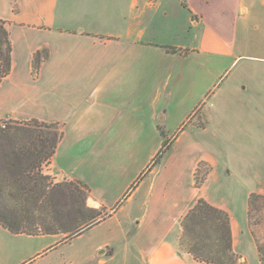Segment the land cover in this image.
<instances>
[{
	"label": "crops",
	"instance_id": "0c3cea01",
	"mask_svg": "<svg viewBox=\"0 0 264 264\" xmlns=\"http://www.w3.org/2000/svg\"><path fill=\"white\" fill-rule=\"evenodd\" d=\"M0 20L12 44L0 121L60 124L63 138L42 174L54 184L82 183L87 207L108 212L74 237L13 233L0 223V264H206L180 243L182 221L200 199L229 214L240 262L262 264L250 195L237 202L222 157L207 151L203 137L216 113L235 107H209L197 128L201 140L181 125L156 166L165 141L136 170H116L114 157L151 143L168 115L171 79L192 63L208 71L216 62L257 58L239 31L264 30V0H0ZM200 163L210 172L197 188Z\"/></svg>",
	"mask_w": 264,
	"mask_h": 264
},
{
	"label": "trees",
	"instance_id": "16d2710c",
	"mask_svg": "<svg viewBox=\"0 0 264 264\" xmlns=\"http://www.w3.org/2000/svg\"><path fill=\"white\" fill-rule=\"evenodd\" d=\"M40 57L36 56V67ZM11 69L12 44L5 22L0 20V84ZM59 127L58 123L32 120L0 128V223L13 233H65L74 237L101 220L97 219L99 210L86 205L85 185L54 184L50 176L42 174L44 162L51 161L63 138ZM169 146L164 142L152 166L159 164ZM203 165L207 164L200 166ZM197 176L199 188L207 174L204 179ZM260 198L264 197L250 195L249 217L254 199ZM182 229L180 243L196 260L206 264H247L240 262L233 251L229 214L205 200L200 199L187 213ZM258 251L264 264V248L259 245Z\"/></svg>",
	"mask_w": 264,
	"mask_h": 264
},
{
	"label": "rangeland",
	"instance_id": "374dc122",
	"mask_svg": "<svg viewBox=\"0 0 264 264\" xmlns=\"http://www.w3.org/2000/svg\"><path fill=\"white\" fill-rule=\"evenodd\" d=\"M195 33L196 31L193 36L191 34V39H195ZM158 34L161 40L170 36L164 37L165 31ZM263 35V29L246 27L239 31V40L251 44L249 54L257 58L242 57L236 61L232 58L224 63L216 62L215 65H209L208 71L202 70L200 62H194L186 75L171 79L174 87H169L171 95L167 97L170 103L165 107L168 111L166 121H160L159 131H152L150 144L139 145V151H121L120 155H115V169H139L148 160L150 152L161 147L163 141H168L181 125L182 130H196V136L201 140L202 134L197 128L204 126L208 108L228 105L235 107L236 112L216 113L215 122L203 135L210 142L207 151L222 157V164L229 171L226 183L236 192L238 203L245 205L247 196L252 194L264 197ZM9 121L8 126L13 125L14 122ZM59 132L63 133L61 125ZM125 132L127 134L128 130ZM127 135L134 136V133ZM200 165L201 163L195 174L204 179L210 172V167ZM46 166L44 162L42 168ZM197 179L199 178H195L196 183ZM107 213L106 209H100L97 219L104 218ZM249 227L258 246L264 248V198L254 199Z\"/></svg>",
	"mask_w": 264,
	"mask_h": 264
},
{
	"label": "built area",
	"instance_id": "2783aa9c",
	"mask_svg": "<svg viewBox=\"0 0 264 264\" xmlns=\"http://www.w3.org/2000/svg\"><path fill=\"white\" fill-rule=\"evenodd\" d=\"M9 123H10L9 120H3L2 122H0V127L5 129V128H7Z\"/></svg>",
	"mask_w": 264,
	"mask_h": 264
}]
</instances>
